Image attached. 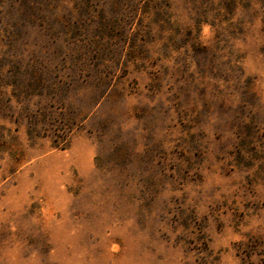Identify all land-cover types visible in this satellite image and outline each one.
<instances>
[{
    "label": "rangeland",
    "instance_id": "obj_1",
    "mask_svg": "<svg viewBox=\"0 0 264 264\" xmlns=\"http://www.w3.org/2000/svg\"><path fill=\"white\" fill-rule=\"evenodd\" d=\"M0 264H264V0H0Z\"/></svg>",
    "mask_w": 264,
    "mask_h": 264
}]
</instances>
